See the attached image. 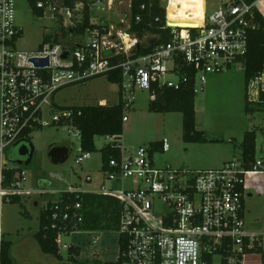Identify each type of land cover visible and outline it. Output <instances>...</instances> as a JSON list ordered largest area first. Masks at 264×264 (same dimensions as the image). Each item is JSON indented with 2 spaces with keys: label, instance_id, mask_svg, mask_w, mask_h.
<instances>
[{
  "label": "built area",
  "instance_id": "1",
  "mask_svg": "<svg viewBox=\"0 0 264 264\" xmlns=\"http://www.w3.org/2000/svg\"><path fill=\"white\" fill-rule=\"evenodd\" d=\"M163 1L160 0V5L166 10L169 41L135 55L133 52L140 49L138 36L132 38L130 49L125 45L117 47L99 27L87 28L73 45L51 39L34 50H19L17 42L23 30L16 24V0H0V205L5 194L25 193V170L12 186H2L5 150L17 139L30 137L31 132L25 136L23 132L42 125L46 109L53 113L55 122L72 116L71 110L53 111V98L63 86L107 76L120 69L119 98L126 123L137 91H150L155 80L159 85L178 90L193 73L197 93L204 89L212 74L236 67L244 70L250 33L260 26L256 17L260 0H220L211 14L205 10L201 26L171 25L167 13L172 0L165 5ZM37 7L44 9V15L49 11L53 20L67 26H72L76 14L78 22L83 21L82 2L70 8L41 0ZM145 7L143 4L141 8ZM111 48L116 51L106 56L105 49ZM65 51L69 54L64 58ZM121 53L126 59L112 64L110 58ZM33 59H47L48 65L39 67ZM263 76L264 70L249 82L252 100L261 103ZM66 126L70 134L73 129L74 137L81 140L77 128ZM107 138L109 144L115 141L119 144L122 160H111L113 169L102 171L106 181L113 184L104 183L94 191L115 195L121 201L117 231L119 241L121 238L125 241L124 255L129 264H247L249 255H261L264 264V233L248 232L245 220V199L250 190L247 176L264 173L261 159L256 156L250 169L244 167L241 157L215 169H175L155 164L156 149L152 145L140 146L125 155L120 138ZM159 144L157 149L163 152L170 148L167 139ZM79 150L75 162L81 166L91 153L84 152L81 145ZM87 180L92 181V177L87 176ZM127 181L131 182L129 187ZM74 190L77 189L72 186L66 190L48 187L41 191ZM80 209L77 203L54 214L56 223L52 227L62 231L61 237L81 232L66 234L69 227L74 228L82 220ZM92 242L97 244L99 238L93 237ZM68 247L64 245L66 251Z\"/></svg>",
  "mask_w": 264,
  "mask_h": 264
},
{
  "label": "rangeland",
  "instance_id": "2",
  "mask_svg": "<svg viewBox=\"0 0 264 264\" xmlns=\"http://www.w3.org/2000/svg\"><path fill=\"white\" fill-rule=\"evenodd\" d=\"M167 0L163 1L165 5ZM174 3L168 10L173 12ZM220 5V0H206L205 10L211 14ZM16 24L23 30L22 37L17 42L19 50H34L45 38L60 39L65 44H74L78 35L64 34L62 27H75L77 14L72 26L64 25L58 19L53 20L51 13L40 15L33 12L29 0H16ZM91 22L101 25L110 40L117 47H124L130 38L123 37L135 34L129 31L131 19V0H99L92 4ZM259 11L264 15V0L258 3ZM188 12H184L187 14ZM57 35V36H56ZM80 36V35H79ZM123 37V38H122ZM153 34H146L139 43L146 45ZM125 39V42L123 41ZM130 44V43H129ZM239 66V65H238ZM264 80V76H263ZM246 79L242 69L236 67L217 76H210L203 90L196 93L198 129L206 132L210 139H220L223 142L196 144L189 146L183 140V114L181 112L156 113L149 110L152 98L149 90H138L134 106L128 112V122L124 133L119 139L125 155L134 152L140 146L151 145L167 139L170 145L168 151L156 149L153 160L156 165H171L175 169H215L226 162L241 157V142L244 133L255 130L257 133V158L264 162V106L252 104L253 112L246 111ZM56 106L83 105H113L119 102V85L108 80L107 76H98L82 83H75L60 88L53 98ZM69 128L53 124V113L46 109L42 126L31 131L30 138L35 146L33 161L24 166L26 171L25 193L21 203L10 201L0 205V236L13 243L11 256L14 264H67L61 263L54 256L42 252L35 234L40 229V212L49 201H56V193L42 192L48 187L54 189L76 186L81 190L100 189L101 185H112L106 181L102 167L100 149L109 144L110 139L98 136L95 145L98 151L78 166L75 158L80 153V139L71 134ZM67 145L71 149L70 158L64 164H53L48 156L51 145ZM92 177V181L87 180ZM247 183L251 186L252 196L245 199L246 230L250 233H264V173L259 176L248 175ZM52 184V185H51ZM131 182H126L129 187ZM118 186V184H117ZM36 202L39 205H36ZM26 213V214H24ZM93 237L99 242L94 244ZM63 261L68 260L64 245H78L81 254L76 259L80 264L114 262L120 253L118 231H81L71 236H62L59 240ZM247 264H261V255L247 256Z\"/></svg>",
  "mask_w": 264,
  "mask_h": 264
},
{
  "label": "trees",
  "instance_id": "3",
  "mask_svg": "<svg viewBox=\"0 0 264 264\" xmlns=\"http://www.w3.org/2000/svg\"><path fill=\"white\" fill-rule=\"evenodd\" d=\"M33 12L44 16V9H39L37 3L41 0H29ZM44 2L55 3L58 7L74 8L75 4L82 2L83 21L75 27H62L64 34L83 35L87 28L99 27L103 32L104 27L91 23V7L90 4L99 0H42ZM249 2L255 0H247ZM145 4V9L142 5ZM59 9V8H58ZM140 17L137 20V17ZM257 21L260 26L257 30L250 33L249 48L245 56L244 74L247 85L251 79L259 76L264 70V16L257 10ZM166 10L161 7L160 0H132L131 2V19L130 29L141 40L146 34H153L156 37L149 40L146 45L140 44V49L134 51L135 55H141L151 51L156 45L169 41L170 29L165 25ZM169 21V20H168ZM62 22V21H61ZM22 36V33L20 34ZM57 36V35H56ZM52 37L48 35L44 41H50ZM54 40H59L58 37ZM73 45V44H72ZM126 55L121 53L110 58L112 64L117 65L120 61L125 60ZM98 77V76H96ZM95 78V77H93ZM90 78V79H93ZM108 80L118 85L121 84L122 74L120 69H116L107 74ZM75 84V83H73ZM70 85V84H68ZM67 86V85H66ZM64 87V86H63ZM151 100L149 102V110L156 113L181 112L183 114V140L193 143L220 142L218 139H210L206 132L199 130L196 123L195 109V75L192 73L188 80L176 90L159 85L157 80L152 84ZM261 99L264 100V93H261ZM71 110L73 114L70 118L61 120L60 122L53 121L57 125H72L81 132V148L84 152L94 153L97 150L95 140L97 136L121 138L125 129L123 121L124 111L121 102L113 105H83V106H66L59 107L54 103L53 111ZM255 108L249 107L248 95L246 94V111L253 112ZM42 125L38 126L40 128ZM31 131L25 130L23 136L28 135ZM32 142L31 138H26ZM257 133L255 130H248L244 134L241 142L242 161L246 169L252 168L257 147ZM33 143V142H32ZM160 142H154L151 145L155 149L160 147ZM102 153L101 171H106L110 168V161L115 160L121 162L122 151L119 144L115 141L107 144L100 149ZM15 154L17 150L12 151L11 146L5 150L6 166L2 169L4 188L12 186L17 180L24 166L15 163ZM51 187V186H50ZM76 187V186H75ZM74 191H63L56 193L58 199L54 202L49 201L46 206H43L40 212V229L35 234V238L39 246L45 254L54 256L57 260L63 261L64 257L59 243L62 231L52 226L56 223L54 219L55 213H62L67 206L74 207L77 203L81 205L79 212L82 214V220L73 228L69 227L66 234L70 235L72 231H117L120 224L121 201L115 195L101 192L83 191L76 187ZM23 195L20 193L5 194L2 202L10 201L12 203H21ZM26 214V213H24ZM120 253L118 260L120 264H127L124 252L125 241L120 239ZM13 243L6 240L3 236L0 239V264H14L11 256ZM68 260L76 261L81 254V248L78 245H69L67 249Z\"/></svg>",
  "mask_w": 264,
  "mask_h": 264
},
{
  "label": "bare ground",
  "instance_id": "4",
  "mask_svg": "<svg viewBox=\"0 0 264 264\" xmlns=\"http://www.w3.org/2000/svg\"><path fill=\"white\" fill-rule=\"evenodd\" d=\"M173 12L168 10L167 16L171 25L181 26H201L204 22L205 14V0H172ZM184 12H188L184 14ZM125 39L130 38V44L126 46L128 49L132 46L134 40L128 35L124 34ZM122 37V38H123ZM125 39H123L124 43Z\"/></svg>",
  "mask_w": 264,
  "mask_h": 264
},
{
  "label": "water",
  "instance_id": "5",
  "mask_svg": "<svg viewBox=\"0 0 264 264\" xmlns=\"http://www.w3.org/2000/svg\"><path fill=\"white\" fill-rule=\"evenodd\" d=\"M137 48H140V45H137ZM116 49H105L104 54L106 56H112ZM69 54L68 51H65L63 57H67ZM35 64L39 67H44L48 65L47 59H33ZM17 153L21 157H25L28 155V160L24 163V165H29L34 157L35 154V146L32 142L27 139H21L19 142V146L17 149ZM71 149L67 145H51L49 148L48 156L53 164H64L70 158ZM22 165V163H21Z\"/></svg>",
  "mask_w": 264,
  "mask_h": 264
},
{
  "label": "crops",
  "instance_id": "6",
  "mask_svg": "<svg viewBox=\"0 0 264 264\" xmlns=\"http://www.w3.org/2000/svg\"><path fill=\"white\" fill-rule=\"evenodd\" d=\"M22 37V36H21ZM244 71V70H243ZM223 74V73H222ZM212 75H214V76H217V75H220V74H212ZM212 75H210V76H212ZM210 76H209V78H210ZM209 78H208V80H209ZM264 81V80H263ZM208 82V81H207ZM246 94L248 95V105H249V107L251 108L252 107V104H258L259 105V108L260 109H262V107L264 106V102H256V101H253L252 100V97H253V95L252 94H250L249 93V84L246 86ZM246 94H245V98H246ZM245 106H246V103H245ZM254 108V107H253ZM195 109H196V123H197V108H196V99H195ZM198 124H197V128H198ZM200 130V129H199ZM262 130V132H263V136H264V128L263 129H261ZM245 134V133H244ZM98 137V136H97ZM96 137V138H97ZM104 137H106V136H104ZM244 138V137H243ZM218 140H220V139H218ZM185 142V141H184ZM220 142H223L222 140L220 141ZM220 142H214V143H220ZM256 142H257V140H256ZM208 143V142H207ZM185 144H188L189 146H194V145H196V144H206V143H193V142H185ZM80 145H81V140H80ZM256 149H257V147H256ZM241 152H242V150H241ZM52 185V184H51ZM96 190H98V189H96ZM87 191V190H86ZM88 191H90V192H96V191H94V190H88ZM253 195V193L251 192V186H250V190H249V196H252ZM24 196V195H23ZM36 205H39V203L38 202H36ZM0 233H2L1 232V229H0ZM3 235H1V237H2ZM4 237V236H3Z\"/></svg>",
  "mask_w": 264,
  "mask_h": 264
},
{
  "label": "flooded vegetation",
  "instance_id": "7",
  "mask_svg": "<svg viewBox=\"0 0 264 264\" xmlns=\"http://www.w3.org/2000/svg\"><path fill=\"white\" fill-rule=\"evenodd\" d=\"M20 140H21V139H17V140L14 142V144L11 146V150H12V151H14V150L16 151V150L18 149V146H19V142H20ZM33 159H34V157H33ZM33 159H32V161H33ZM14 160H15V163H16V164H18V165H20V166H25L24 163L28 160V155L25 156V157H21V156H19L18 154H15V158H14ZM32 161H31V162H32ZM21 163H22V165H21ZM61 263H67V264H80V262H78V260H76V261L66 260V261H61ZM125 263L129 264L128 262H125ZM92 264H120V262H119V260L117 259V260L114 261V262L100 263V262H98V261H95V262L92 263Z\"/></svg>",
  "mask_w": 264,
  "mask_h": 264
}]
</instances>
